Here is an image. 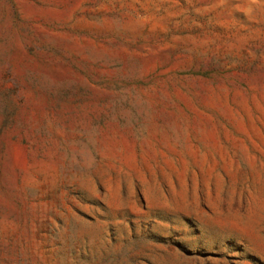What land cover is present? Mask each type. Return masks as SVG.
Returning a JSON list of instances; mask_svg holds the SVG:
<instances>
[{
    "label": "rangeland",
    "instance_id": "rangeland-1",
    "mask_svg": "<svg viewBox=\"0 0 264 264\" xmlns=\"http://www.w3.org/2000/svg\"><path fill=\"white\" fill-rule=\"evenodd\" d=\"M0 264H264V0H0Z\"/></svg>",
    "mask_w": 264,
    "mask_h": 264
}]
</instances>
